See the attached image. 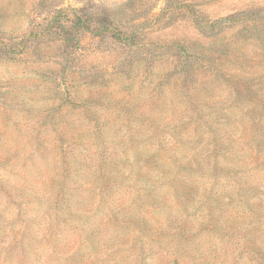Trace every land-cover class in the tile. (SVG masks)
I'll return each instance as SVG.
<instances>
[{
    "label": "rangeland",
    "instance_id": "1",
    "mask_svg": "<svg viewBox=\"0 0 264 264\" xmlns=\"http://www.w3.org/2000/svg\"><path fill=\"white\" fill-rule=\"evenodd\" d=\"M0 264H264V0H0Z\"/></svg>",
    "mask_w": 264,
    "mask_h": 264
}]
</instances>
